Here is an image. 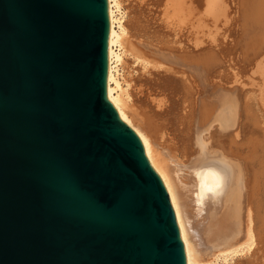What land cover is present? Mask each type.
I'll list each match as a JSON object with an SVG mask.
<instances>
[{
	"label": "water",
	"instance_id": "1",
	"mask_svg": "<svg viewBox=\"0 0 264 264\" xmlns=\"http://www.w3.org/2000/svg\"><path fill=\"white\" fill-rule=\"evenodd\" d=\"M108 44L107 0H0V264H186Z\"/></svg>",
	"mask_w": 264,
	"mask_h": 264
},
{
	"label": "bare ground",
	"instance_id": "2",
	"mask_svg": "<svg viewBox=\"0 0 264 264\" xmlns=\"http://www.w3.org/2000/svg\"><path fill=\"white\" fill-rule=\"evenodd\" d=\"M135 2L144 24L173 35L172 46L168 42L160 51L149 50L129 29L126 0H107V96L164 183L186 264H236L245 258L249 264H264V215L259 222L253 186L262 166L255 168L254 161L256 174L248 178L256 180L247 182L244 141L237 139L244 127L240 95L245 83L259 90L264 108V0ZM239 25L245 35L242 53L232 41ZM240 55L246 57L242 65ZM223 62H229L224 75L214 68ZM132 64L181 75L177 83L188 111L176 118L164 82L135 77ZM257 142L250 145L257 147Z\"/></svg>",
	"mask_w": 264,
	"mask_h": 264
},
{
	"label": "rangeland",
	"instance_id": "3",
	"mask_svg": "<svg viewBox=\"0 0 264 264\" xmlns=\"http://www.w3.org/2000/svg\"><path fill=\"white\" fill-rule=\"evenodd\" d=\"M126 2L127 3H125V4L128 8V17H127L128 26H129V29H130L132 35L135 36L134 38H136V40L138 42H141V43H144L145 45H148L147 47L149 48V50H155L157 52V51H160V50H158L159 48H162L166 43H168L169 41L172 40V37H173L172 34H169L166 32L162 33V34L157 33L154 30L155 29L154 27H156V26H154V25L150 26V25H152L150 23H149V25H148V23L147 24L143 23L144 20L139 13V9L136 6L135 0H126ZM140 21L142 22V24ZM238 28H239V31H238ZM238 28H237V33L233 36L234 38L232 37L233 40L231 39V36L228 38L231 39L234 43L237 42L235 44V46L236 47L238 46L237 49H239L242 53V51H243L242 48L245 44L244 43L245 42V35L243 34V29L240 25L238 26ZM233 33L234 32H232V31L229 32V34H232V35H233ZM164 40L165 41L168 40V41L164 42ZM163 42H164V44H163ZM169 44H171L170 46H172V43L169 42L168 45ZM205 48H207V47H205ZM243 57H244L243 55H240V57H239L241 59L240 60L241 65L244 63V60L246 58V57H244V58ZM156 58L159 59L158 57H156ZM234 60H236V58H234ZM162 61H164V60H162ZM163 63H164V65H166L168 68L171 69V67H170V66H172L171 64H168L166 62H163ZM228 64H229V62H226V63L223 62V63L215 66L214 68L216 69V71L218 70V73L222 70L220 73H222V75H224L228 70V66H227ZM132 66H133L132 75H134L135 77H141L144 79V81H146V79H148L147 82L150 80L149 82L152 84L153 83L155 84L156 82H157L156 84H160V82H161V84H163V82H164L163 85H165V86H162L164 88V90L166 87V89L168 88L169 94L171 95V93H172V96H170V97L172 98L171 100H173V102L171 101L170 107L174 106V105L175 106L178 105L177 108L174 106L173 110H174V116H177L176 118L180 119V116H178V115L182 114L181 111L184 109V108H182L184 103L182 101L183 94H182V91H180L181 87L178 86L177 82L179 79H181V75H179V74L177 75L176 73H174L170 70L166 71L164 68L163 69L161 68L159 70L150 68L146 71L144 69L141 70V68L136 67L135 64H132ZM216 74H217V72H216ZM159 76H160V78L162 77L161 79H163L165 81L161 80L159 78ZM168 77L169 78L171 77L172 80H170L171 78L169 79ZM217 77L218 76H216V79L214 78L215 81L218 79ZM153 79L155 80V82L153 81ZM168 81H170V82L168 83ZM249 85H250L249 83H245L246 87H243V89L241 91L243 93V95H242V93L240 95L241 99H242L243 112H244V118H243L244 127H243L241 133H239L240 135L237 139L240 140V138H241L242 142L244 141V146H243V155H244V160H245L244 163L246 165V172H247L246 175L249 174V175H247V178L250 176H252L254 178L253 173H255L256 170L253 171V169H255L257 167L260 168L262 166L260 168L261 169L260 171L262 173L258 169V174H259V172L261 173L260 174L261 176L259 175L260 178L257 175V179H259V180H256V176H255V179H253V180H252V178H248V179L246 178L247 182L251 181L253 183V181H255V180L256 181L254 183L256 184V182H257V185L253 184V186H255V189H256V197H255L256 203H257L256 213H258V215L260 217L259 222L262 223V216L261 215H264L263 214L264 213V208H263L264 207V108L258 103L259 102V94H258L259 90L255 86H251V85L249 86ZM170 88H171V92H170ZM173 92H174V94H173ZM176 94L179 97L176 96ZM173 95H175V96L173 97ZM175 97H177L176 98V101L178 100L177 102L174 100ZM173 103H174V105H173ZM180 104H181V106H180ZM183 111H185V112L188 111V107ZM171 137H173V136H171ZM231 141H233V139H226V140H224V143H229ZM256 141H258L257 142L258 146L253 147V145L255 144ZM252 142H254V144ZM250 143L253 145H250ZM224 146H226V144H224ZM255 152L257 153V155ZM258 155H260V156L258 157ZM254 161L257 163L259 162L258 164L256 163L255 168H253L254 167ZM252 183L247 184V187H248V185H250V188H252L253 187V186H251ZM250 188L248 187V189H250ZM260 196H261V198H260ZM261 199H262V201H261ZM261 205H263V206H261ZM245 260L247 261L246 258L244 260H241V261L246 262ZM241 261L239 260L238 262L242 263ZM239 263H236V264H239ZM230 264H235V263H230ZM242 264H249V263L246 262V263H242Z\"/></svg>",
	"mask_w": 264,
	"mask_h": 264
}]
</instances>
